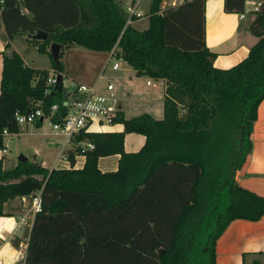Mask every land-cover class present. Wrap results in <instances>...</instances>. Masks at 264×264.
Masks as SVG:
<instances>
[{"label":"trees","instance_id":"trees-1","mask_svg":"<svg viewBox=\"0 0 264 264\" xmlns=\"http://www.w3.org/2000/svg\"><path fill=\"white\" fill-rule=\"evenodd\" d=\"M160 1L150 0L142 29L124 25L119 0L0 3L8 39L21 34L50 57L49 41L30 35L42 29L60 44L51 67L61 77L63 47L114 46L137 75L164 85L160 118L117 111L122 129L87 133L93 147L81 167L49 169L29 159L3 166L0 158V215L9 214L4 201L39 192L23 260L10 264H215V240L228 222L264 214V196L234 177L264 95V0L247 25L256 41L225 68L213 65L215 53L204 43L205 0L163 9ZM223 10L242 12L244 0H223ZM1 57L0 148L1 130H18L15 112L38 107L55 120L67 109L63 88L48 90L47 69L25 64L14 49ZM125 132L143 134L137 150L123 149ZM114 153L116 168L100 170L98 157Z\"/></svg>","mask_w":264,"mask_h":264},{"label":"crops","instance_id":"crops-1","mask_svg":"<svg viewBox=\"0 0 264 264\" xmlns=\"http://www.w3.org/2000/svg\"><path fill=\"white\" fill-rule=\"evenodd\" d=\"M119 1L122 8L125 9L127 3L135 0ZM136 1V10L141 11L142 15L133 18L130 25L142 29L146 26L147 19L145 22L142 21L144 14L139 8L141 0ZM181 1L161 0L159 6L160 9H163L170 5H176ZM149 3L150 0L147 1L148 8ZM249 7L250 4L245 2L242 12H227L223 10V0L204 1V43L209 50L215 53L214 66L225 68L235 64L246 55L248 48L256 41L257 37L247 29L248 23L254 17V11H249ZM6 43L8 44L7 47ZM8 49H14L25 64L33 68H44L34 58H30V60L25 58V53L22 48L17 46L15 38H7L0 19V71L1 52ZM64 51L65 75L62 72L63 77L68 78L70 82H83L95 85L97 88L103 86L101 80H104V82L106 80L102 66L107 51L92 50L76 44L66 47ZM120 62V67L111 69V71L118 73L116 78L120 80L116 85L117 98H115V101L124 117L147 112L155 118H160L162 116L164 88L162 80L144 74L137 75L135 70L123 59ZM44 69L50 70V68ZM138 79L141 80V83L138 82ZM147 80L149 81L147 82ZM117 91L120 92V95L118 94L120 100ZM116 124H120L118 130H121L122 124L120 122ZM39 127H41L40 124L25 123L20 125L17 132L12 134L11 137L21 136L20 145L29 146L34 154L33 157L39 155L36 159H29L28 157L26 159L35 160L48 168L55 149L54 146L45 143L44 136L38 129ZM250 140V150L246 154L243 163L235 171L234 177L241 186L264 196V95L256 106V116L252 122ZM143 141V134L125 132L122 142L123 149L125 151H135L142 145ZM8 147L5 152L0 149L3 166H8L4 165L8 161L6 157ZM117 159V153L99 156L97 166L102 171L113 170L117 166ZM83 160L84 156H77L75 167H81ZM14 162L15 160L11 164ZM28 197L16 196L3 203V206H5L9 201L11 203L17 202L20 208L7 211L9 212L8 215H0L1 264L22 262L23 260L26 239L33 216ZM214 250L215 264H250L254 259L264 264V214L255 220L243 218L230 220L216 238Z\"/></svg>","mask_w":264,"mask_h":264},{"label":"built area","instance_id":"built-area-1","mask_svg":"<svg viewBox=\"0 0 264 264\" xmlns=\"http://www.w3.org/2000/svg\"><path fill=\"white\" fill-rule=\"evenodd\" d=\"M3 0H0L2 3ZM249 3V11H256L260 5L259 0H244ZM137 1L127 3L125 5V22L124 25L130 24L133 18L142 15L141 11L136 10ZM119 56L116 55L114 46L107 51L106 63H110L111 69L120 67ZM56 74L53 69L48 70L46 83L48 90L56 83ZM149 80H147L148 82ZM63 88V104L67 109L58 119L51 120L49 115H43L40 108L35 107L26 112H15L14 121L19 127L25 123H34L41 117L40 126H43L41 134L47 145L54 146L55 152L50 162V168L74 167L76 157L84 156L85 151L93 147L92 140L87 137V133L108 131L98 126H111L116 121V113L120 110L118 104L114 100L113 85L106 80L100 88L95 85L85 84L83 82H70L69 86L60 82V88ZM70 87V89H67ZM56 110V104L50 106V112ZM110 131V130H109ZM17 131H8L6 128L1 130V135L9 136ZM9 146L8 142H3L2 152L6 151ZM70 157H73L71 162ZM31 208L33 213L39 209V192H34L31 200ZM1 264V259H0Z\"/></svg>","mask_w":264,"mask_h":264},{"label":"rangeland","instance_id":"rangeland-1","mask_svg":"<svg viewBox=\"0 0 264 264\" xmlns=\"http://www.w3.org/2000/svg\"><path fill=\"white\" fill-rule=\"evenodd\" d=\"M147 1L148 0H141V3L139 5V8L143 11V14L144 16L142 17V21L145 22L147 17H146V13L148 12V4H147ZM13 38L16 39V44L19 48H22V51L25 53V58L27 60H30V58H34L37 62H39V64H41L42 66H44V68H50L52 69L51 67V57L49 56V54H47L46 52H40L36 49V47L30 43V42H27L24 37L21 35V34H16L13 36ZM66 47H63L62 48V52H61V56H60V59L63 63V54H64V49ZM117 59V58H116ZM117 60H120L121 59H117ZM121 63V62H120ZM121 65V64H120ZM121 69V68H120ZM64 65H63V74L65 75V71H64ZM102 70L104 71V78L105 80H108L112 83L113 85V92L115 93L114 95V100L116 97V85L119 83V79L116 78V75H118V73L116 72H113L111 71V68H110V63H106V58L104 59V63H103V66H102ZM62 82L64 83V85L66 86H69L70 85V80L66 77H63L62 76ZM102 84L104 85V80L102 81ZM138 82L141 83V80L138 79ZM67 89H70V87H68ZM120 92L117 91V95L119 94ZM120 95V94H119ZM118 95V98L120 100V97ZM126 116L128 115L125 114ZM92 127H99L101 129H105V130H108V129H115V130H118L120 128V124H114V125H111V126H98V125H92ZM43 128V126L39 127L38 129L41 131ZM12 135V134H11ZM11 135L9 136H4L3 137V142H8L9 143V147L7 149V152H6V157L8 158L7 162L4 163V165H9L11 164L14 160H17V157L19 155H25L26 157H28L29 159H36L39 157V155H35L31 152V148L27 145H20V141L22 140V137L21 136H12ZM1 149V148H0ZM13 160V161H12ZM35 161V160H34ZM75 165H76V161H75ZM74 165V167H75ZM32 197L33 195L29 196L28 199H29V203L31 205V200H32ZM10 200V199H8ZM19 204L16 202V203H11L9 201L8 204H6L4 207V209L6 211H10V210H14V209H18L20 208L18 206ZM9 213V212H8ZM31 213V210L29 211V215Z\"/></svg>","mask_w":264,"mask_h":264},{"label":"water","instance_id":"water-1","mask_svg":"<svg viewBox=\"0 0 264 264\" xmlns=\"http://www.w3.org/2000/svg\"><path fill=\"white\" fill-rule=\"evenodd\" d=\"M33 38L36 39H41V40H45L47 39L49 41V46H48V51L51 55L52 58H56L58 55V51L60 49V44L56 41L51 40V34L48 33L47 31H44L42 29H37L33 34L30 35ZM60 82H61V75L60 73L56 74V83H55V87L60 88ZM39 120H41V117L39 118ZM17 159L19 160H25L26 156L25 155H19L17 157Z\"/></svg>","mask_w":264,"mask_h":264}]
</instances>
